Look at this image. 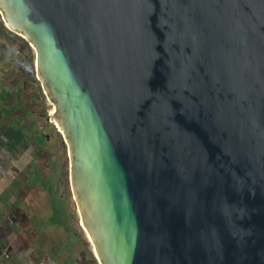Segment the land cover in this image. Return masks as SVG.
I'll return each instance as SVG.
<instances>
[{
    "label": "water",
    "instance_id": "1",
    "mask_svg": "<svg viewBox=\"0 0 264 264\" xmlns=\"http://www.w3.org/2000/svg\"><path fill=\"white\" fill-rule=\"evenodd\" d=\"M0 21L98 264H264V0H0Z\"/></svg>",
    "mask_w": 264,
    "mask_h": 264
},
{
    "label": "flooded vegetation",
    "instance_id": "2",
    "mask_svg": "<svg viewBox=\"0 0 264 264\" xmlns=\"http://www.w3.org/2000/svg\"><path fill=\"white\" fill-rule=\"evenodd\" d=\"M5 106L0 264H94L70 187L67 147L35 77L33 50L0 21V108Z\"/></svg>",
    "mask_w": 264,
    "mask_h": 264
},
{
    "label": "crops",
    "instance_id": "3",
    "mask_svg": "<svg viewBox=\"0 0 264 264\" xmlns=\"http://www.w3.org/2000/svg\"><path fill=\"white\" fill-rule=\"evenodd\" d=\"M5 93H8V90H6ZM0 110H1V113H3V116L6 117L7 114H8V107H7V106H5V107H1ZM5 119H6V120H3L2 123H3L4 125H7V124H8V120H7V118H5Z\"/></svg>",
    "mask_w": 264,
    "mask_h": 264
},
{
    "label": "rangeland",
    "instance_id": "4",
    "mask_svg": "<svg viewBox=\"0 0 264 264\" xmlns=\"http://www.w3.org/2000/svg\"><path fill=\"white\" fill-rule=\"evenodd\" d=\"M87 245L89 246V248L91 247V243H88V242H87ZM94 264H98L97 261H96V259H95Z\"/></svg>",
    "mask_w": 264,
    "mask_h": 264
},
{
    "label": "bare ground",
    "instance_id": "5",
    "mask_svg": "<svg viewBox=\"0 0 264 264\" xmlns=\"http://www.w3.org/2000/svg\"><path fill=\"white\" fill-rule=\"evenodd\" d=\"M85 234H86V232H85ZM86 236H87L88 240L90 241V239H89V237H88V235H87V234H86Z\"/></svg>",
    "mask_w": 264,
    "mask_h": 264
}]
</instances>
